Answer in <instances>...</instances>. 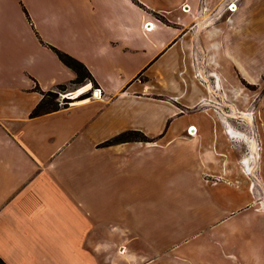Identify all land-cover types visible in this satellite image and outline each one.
Instances as JSON below:
<instances>
[{
    "label": "crops",
    "instance_id": "obj_1",
    "mask_svg": "<svg viewBox=\"0 0 264 264\" xmlns=\"http://www.w3.org/2000/svg\"><path fill=\"white\" fill-rule=\"evenodd\" d=\"M35 85L72 100L30 116ZM233 98L263 171L264 0H0L1 259L264 264V194L215 110ZM126 131L145 137L104 143Z\"/></svg>",
    "mask_w": 264,
    "mask_h": 264
},
{
    "label": "rangeland",
    "instance_id": "obj_2",
    "mask_svg": "<svg viewBox=\"0 0 264 264\" xmlns=\"http://www.w3.org/2000/svg\"><path fill=\"white\" fill-rule=\"evenodd\" d=\"M84 82H89V80H85ZM244 84L249 88V89H255L256 86L251 85L245 81H243ZM81 84V83H80ZM80 84H74L73 86L76 85H80ZM214 84V83H212ZM93 86V85H92ZM218 88V86H216ZM215 87V88H216ZM67 91H65V89H59L57 88V96H56V100L59 101L60 104H67L69 103L72 99L67 97ZM231 109L229 106L225 107V112L216 108L215 110L217 111L218 115H220L221 117H227L225 116V114H228V117L231 118V120L233 121V128L240 130V134L239 136H235V139L233 140V146L234 149L237 151L238 156L240 157V160L242 161V165L246 168L247 172H248V176L250 178V186H251V190L255 193V196L260 197L263 196L264 194V170L261 171V169L258 166L260 157L257 155V158L252 157V149L250 146V141L256 140V135H255V129L253 126L250 125L251 121L248 122L249 124H247L246 121L248 120H243L241 117H236L233 118L232 116H230L229 114H234V115H242V113L244 112H250L251 111V107H252V103L249 102V104H244L243 98L242 100H237L235 98H233L232 100V105H231ZM249 108H248V107ZM233 108V109H232ZM248 108V109H247ZM243 135V137H242ZM237 137V138H236ZM239 138V139H238ZM257 145V151L259 150V145L258 142H256ZM249 158V163H250V168L247 167V165L245 163H243L244 158ZM239 159V158H238ZM259 178V179H258Z\"/></svg>",
    "mask_w": 264,
    "mask_h": 264
},
{
    "label": "trees",
    "instance_id": "obj_3",
    "mask_svg": "<svg viewBox=\"0 0 264 264\" xmlns=\"http://www.w3.org/2000/svg\"><path fill=\"white\" fill-rule=\"evenodd\" d=\"M55 53L57 54L58 58L68 67H70L76 74L75 78L73 79V83L75 84H80L83 83L86 79L89 81H92V85L96 86V82L94 81L91 73L87 69V67L84 65L83 62L78 60L77 58L73 57L72 55L59 50L53 46H50ZM59 89H64V85H59ZM35 90H39V87L37 85L34 86ZM42 93V99L38 102V104L32 109L30 112V116L38 115L44 112H48L54 109H57L59 107V101L56 100L57 92L54 91H41ZM139 131H126V132H121L111 139L105 141V144H110V143H116V142H121V141H126L129 139H138V138H144ZM0 264H6L3 259L0 257Z\"/></svg>",
    "mask_w": 264,
    "mask_h": 264
},
{
    "label": "bare ground",
    "instance_id": "obj_4",
    "mask_svg": "<svg viewBox=\"0 0 264 264\" xmlns=\"http://www.w3.org/2000/svg\"><path fill=\"white\" fill-rule=\"evenodd\" d=\"M232 6H233V7H232L231 10H235V8H236L235 4H233ZM74 94H75V93H74ZM96 94H98V93H96ZM229 115L232 116L233 118H234V117H241V118H244V119L248 120V122H250L251 119H252V114H251V112H244V113H242V115H241V114H240V115L229 114ZM191 128H194V127H191ZM191 131H193V130H191ZM229 131L231 132L232 136H239V135H241L239 131L234 130V129L231 128V127H230ZM242 137H243V135H242ZM236 138H237V137H236ZM238 139H239V138H238ZM250 146H251V149H252V151H253V152H252V154H253L252 157L257 158L258 151H257V145H256L255 140L252 139V141H250ZM258 149H259V148H258ZM243 163H245V164L247 165L248 168L251 167V166H250V163H249V158H248V157L245 158V159L243 160ZM258 179H259V178H258Z\"/></svg>",
    "mask_w": 264,
    "mask_h": 264
},
{
    "label": "built area",
    "instance_id": "obj_5",
    "mask_svg": "<svg viewBox=\"0 0 264 264\" xmlns=\"http://www.w3.org/2000/svg\"><path fill=\"white\" fill-rule=\"evenodd\" d=\"M234 3H232V2H230L228 5H227V7L231 10L232 9V5H233ZM150 27V25L147 27V28H149ZM96 93H98V94H100V90L98 89V88H94L93 89V95H98V94H96ZM191 127H193L192 125H190L189 127H188V133H190V134H192L193 133V131H191Z\"/></svg>",
    "mask_w": 264,
    "mask_h": 264
},
{
    "label": "flooded vegetation",
    "instance_id": "obj_6",
    "mask_svg": "<svg viewBox=\"0 0 264 264\" xmlns=\"http://www.w3.org/2000/svg\"><path fill=\"white\" fill-rule=\"evenodd\" d=\"M69 98V97H68Z\"/></svg>",
    "mask_w": 264,
    "mask_h": 264
}]
</instances>
